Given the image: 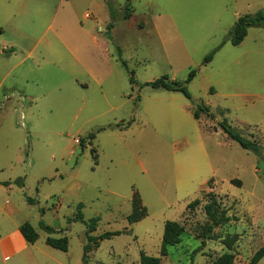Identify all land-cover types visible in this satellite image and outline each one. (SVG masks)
Wrapping results in <instances>:
<instances>
[{
    "label": "rangeland",
    "instance_id": "rangeland-1",
    "mask_svg": "<svg viewBox=\"0 0 264 264\" xmlns=\"http://www.w3.org/2000/svg\"><path fill=\"white\" fill-rule=\"evenodd\" d=\"M125 4L0 0V205L37 231L39 264H84L79 205L85 221L100 220L94 237L126 232L100 242L87 264H140L141 252L161 264H211L227 253L249 264L264 247V27L239 46L226 40L264 0H132L129 20ZM193 70L191 100L148 86L164 76L185 82ZM202 104L214 118L195 120ZM224 120L261 153L228 138ZM134 192L148 215L130 225ZM209 193L233 218L211 233ZM168 221L185 233L161 258ZM46 237H67L68 252Z\"/></svg>",
    "mask_w": 264,
    "mask_h": 264
},
{
    "label": "trees",
    "instance_id": "trees-1",
    "mask_svg": "<svg viewBox=\"0 0 264 264\" xmlns=\"http://www.w3.org/2000/svg\"><path fill=\"white\" fill-rule=\"evenodd\" d=\"M110 16L112 22L108 24L107 31L110 32L114 28L113 21L116 18V14L113 8H109ZM133 6L132 0H126V4L123 8L122 16L124 20H129L133 14ZM264 27V10L259 11L255 15H245L238 18L237 22L235 23L234 27L229 31L227 40L233 46H239L243 43L245 38L248 35V31L253 28H261ZM220 48L212 52L204 59V65H208L213 61V58L217 51ZM125 67L126 64L124 63ZM197 75V70H193L190 72L188 79L185 82L171 80L168 76H164L153 83H150V86L154 90H163L167 92H178L182 93L187 99L191 100L192 97L187 90L186 85L189 84L194 80ZM131 83L135 84L134 73L132 72ZM206 115L214 118V114L211 113V109L202 104L198 106L197 110L194 112L193 116L195 120H200L201 116ZM220 129L230 138L232 141L238 143L240 147L246 151L253 152L256 155L261 153V146L257 143L252 142L243 138L231 125L224 120L223 122L218 124ZM121 128V126H117ZM91 139H95V135H91ZM212 182V181H211ZM210 182V183H211ZM208 197L210 199L209 203H207L204 207L205 214L207 218L212 222V224L208 227V232L211 233L215 227H219L221 225H225L233 221V218L228 215V211L222 209L221 203L217 200L213 193H209ZM31 203V201L29 200ZM201 204L200 200H195L191 204L188 205V209L195 210ZM132 205H133V215L128 217V222L130 225L139 223L143 219H145L148 215L145 208H142V200L140 195L136 192L133 193L132 198ZM82 205L78 206L79 213L75 219V222H81L85 224L87 227L86 237H87V245L84 247V257L83 263H88V255L97 250L99 248L100 242L104 240H109L112 237L121 236L126 232H115V233H107L100 237H94L93 234L97 231L99 219L95 218L90 220L89 222L84 220L83 214L81 212ZM41 228L46 231L49 235L55 233V231L43 223H41ZM20 232L25 238V240L29 243L34 245L38 239L39 235L34 227L30 223H24L20 227ZM185 233V228L183 225L177 222H166L164 227V234L162 238V244L160 249V257H166L169 254V249L175 246H178L182 242V237ZM207 239L211 240L210 237H206ZM46 245L61 252L67 253L69 249V240L67 237H63L60 239H55L52 237H48L46 239ZM205 245V242L202 243V246ZM201 251V247L195 252ZM264 258V247L261 248L259 251L255 253V255L250 260L249 264H259L260 261ZM236 257L234 254L227 253L220 256L217 260L212 262L211 264H235ZM121 264V263H118ZM140 264H161L160 258H155L152 256L147 255L145 252L140 253ZM193 264V263H191Z\"/></svg>",
    "mask_w": 264,
    "mask_h": 264
},
{
    "label": "crops",
    "instance_id": "crops-1",
    "mask_svg": "<svg viewBox=\"0 0 264 264\" xmlns=\"http://www.w3.org/2000/svg\"><path fill=\"white\" fill-rule=\"evenodd\" d=\"M92 40L95 43L98 42L97 38L93 35ZM67 47H69L68 44ZM25 93V95H27L25 97L32 102L34 98L27 91H25ZM8 99L10 100V98ZM17 216L18 211L15 213L11 212L10 214L9 212H6L5 209L3 210L0 205V264H24L25 258L27 264H39L38 256H35L30 249V247L33 245L29 244L20 232V227L22 224L21 221L19 222L17 219ZM55 232L67 234V228L55 230ZM163 234L164 233H162V235ZM47 238L48 237H46V239Z\"/></svg>",
    "mask_w": 264,
    "mask_h": 264
},
{
    "label": "built area",
    "instance_id": "built-area-1",
    "mask_svg": "<svg viewBox=\"0 0 264 264\" xmlns=\"http://www.w3.org/2000/svg\"><path fill=\"white\" fill-rule=\"evenodd\" d=\"M87 19H89V16L87 15Z\"/></svg>",
    "mask_w": 264,
    "mask_h": 264
}]
</instances>
